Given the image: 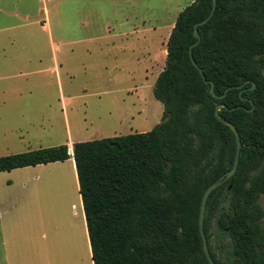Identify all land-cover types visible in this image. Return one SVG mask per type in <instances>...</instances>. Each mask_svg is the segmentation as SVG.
I'll list each match as a JSON object with an SVG mask.
<instances>
[{
  "label": "trees",
  "instance_id": "trees-1",
  "mask_svg": "<svg viewBox=\"0 0 264 264\" xmlns=\"http://www.w3.org/2000/svg\"><path fill=\"white\" fill-rule=\"evenodd\" d=\"M210 7L192 0L177 13L151 89L161 118L148 131L76 141L71 155L58 144L0 156V171L72 157L93 264H208L200 197L235 150L221 120L240 147L205 201L207 249L214 264H264V0H215L190 49L202 78L188 46Z\"/></svg>",
  "mask_w": 264,
  "mask_h": 264
},
{
  "label": "rangeland",
  "instance_id": "rangeland-1",
  "mask_svg": "<svg viewBox=\"0 0 264 264\" xmlns=\"http://www.w3.org/2000/svg\"><path fill=\"white\" fill-rule=\"evenodd\" d=\"M92 1L87 2L91 21L87 30L98 33L99 41L71 44L70 53L57 55L56 74L29 76L55 86V95L50 97L55 106L34 107L27 114L53 121L54 134H25L22 141L14 139L17 146L8 147V151L144 132L160 121L162 106L152 95V85L163 66L165 42L174 19L192 0H99V11H93L98 2ZM34 63L28 69L31 72ZM50 63L51 59L45 58L39 67L47 68ZM59 93L68 96L65 104L59 102ZM70 178L69 163L60 161L0 171V210L6 197L14 195L20 197L23 210L28 202H34L33 212L41 224L45 219L66 216ZM258 201L264 208V196ZM213 250L223 258L225 249Z\"/></svg>",
  "mask_w": 264,
  "mask_h": 264
},
{
  "label": "crops",
  "instance_id": "crops-1",
  "mask_svg": "<svg viewBox=\"0 0 264 264\" xmlns=\"http://www.w3.org/2000/svg\"><path fill=\"white\" fill-rule=\"evenodd\" d=\"M95 1L98 5L93 11H99V0L92 3ZM87 2L0 0V155L15 153L8 151V147L17 146L14 139L22 141L25 134H54L53 121L27 114L34 107L55 106V99H50L55 95V86L29 76L56 74L57 55L70 53L71 44L99 41L98 33L87 30L91 22ZM48 57L50 65L41 69V60ZM32 61L35 63L31 72L28 69ZM58 95L59 102L65 104L68 96ZM66 134H70L67 126ZM9 139L12 141L8 142ZM65 143L71 155L72 142ZM60 162L69 163L71 172L66 216L45 219L41 224L38 214L33 212V201L23 210L20 197L7 196L5 207L0 210V264H93L73 159L69 156Z\"/></svg>",
  "mask_w": 264,
  "mask_h": 264
},
{
  "label": "water",
  "instance_id": "water-1",
  "mask_svg": "<svg viewBox=\"0 0 264 264\" xmlns=\"http://www.w3.org/2000/svg\"><path fill=\"white\" fill-rule=\"evenodd\" d=\"M214 7H215V0H211V7H210V10L208 12V14L201 20L195 22L192 26V29H193V35L195 36V41L192 42L189 46H188V55H189V59L191 61V63L196 66L195 62L193 61L192 57H191V47H193L194 45L197 44L198 40H199V34L195 31L196 27L203 24L204 22H206V20L210 17V15L212 14L213 10H214ZM200 76L203 78V74L201 72V70L196 66ZM204 82L208 83L209 87H208V90L211 94H213V91H212V85H211V82H208L207 80H204ZM253 88V84H251L250 86V89ZM224 94V92L222 93V95ZM218 107L219 105H215L214 106V110H213V114L214 116L221 120L219 118V116L217 115V110H218ZM222 123H224L225 125H228L232 132H233V135H234V138H235V150H234V155H233V161H232V164H231V167L226 170L223 174H221L216 181H213L211 183H209L203 190L202 194H201V197H200V202H199V210H198V218H197V224H198V233H199V237H200V242H201V249H202V252L204 254V257L206 258V261L208 262V264H214L210 254H209V251L207 249V244H206V239H205V236H204V232H203V228H202V221H203V214H204V206H205V201H206V198H207V195L209 194V192L215 188L218 184H220L221 181L229 178L233 172L235 171V168H236V164H237V159H238V155H239V147H240V141H239V137H238V133L237 131L235 130L234 126L232 124H230L229 122L225 121V120H221ZM70 150L67 149V153H69Z\"/></svg>",
  "mask_w": 264,
  "mask_h": 264
}]
</instances>
